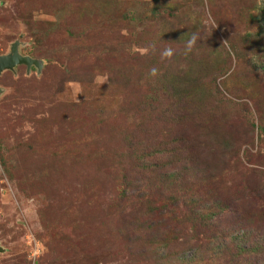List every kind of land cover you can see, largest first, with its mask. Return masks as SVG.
<instances>
[{
	"label": "rangeland",
	"instance_id": "1",
	"mask_svg": "<svg viewBox=\"0 0 264 264\" xmlns=\"http://www.w3.org/2000/svg\"><path fill=\"white\" fill-rule=\"evenodd\" d=\"M15 41L0 264H219L175 218L198 197L264 240V0H0Z\"/></svg>",
	"mask_w": 264,
	"mask_h": 264
},
{
	"label": "trees",
	"instance_id": "2",
	"mask_svg": "<svg viewBox=\"0 0 264 264\" xmlns=\"http://www.w3.org/2000/svg\"><path fill=\"white\" fill-rule=\"evenodd\" d=\"M184 190V193L188 192V189L185 188ZM171 197L173 200L178 198L177 195H173ZM202 201L204 202L203 205L205 209L199 212L193 207H198V204L201 205ZM187 204H190L192 207H186ZM183 206L185 211L182 213L184 214L175 218L179 220V223L183 224H185L188 220V225L191 228H193V225L195 226L197 224L206 228L204 239L211 248L212 258L214 261L219 264L228 263L227 260L233 263L247 264L249 261L253 260L254 264H261L259 259L250 258L254 256L252 253L255 250H260V252L264 251V240H259V236L257 234L253 236V234L244 230H240L232 235V232H234L236 228H240L237 225L232 227L230 232L227 234L226 231L219 226V224L215 225L212 221L213 217L220 214L224 207H220L217 205V202H212L211 199L206 200L202 197L196 198L194 203H188V200L187 202L184 201ZM186 211L187 213H185ZM191 262L192 260H188V264H191Z\"/></svg>",
	"mask_w": 264,
	"mask_h": 264
},
{
	"label": "water",
	"instance_id": "3",
	"mask_svg": "<svg viewBox=\"0 0 264 264\" xmlns=\"http://www.w3.org/2000/svg\"><path fill=\"white\" fill-rule=\"evenodd\" d=\"M23 64L28 70L30 66H34L37 70L40 68V62L27 55H21L17 50V42H12L9 51L0 55V72L11 70L15 65Z\"/></svg>",
	"mask_w": 264,
	"mask_h": 264
},
{
	"label": "clouds",
	"instance_id": "4",
	"mask_svg": "<svg viewBox=\"0 0 264 264\" xmlns=\"http://www.w3.org/2000/svg\"><path fill=\"white\" fill-rule=\"evenodd\" d=\"M195 40H196V36L192 35L191 38L187 41V46L190 48ZM163 55L164 56H170L171 55V51L170 50H165ZM151 71H152V73H155L156 70L152 69Z\"/></svg>",
	"mask_w": 264,
	"mask_h": 264
}]
</instances>
